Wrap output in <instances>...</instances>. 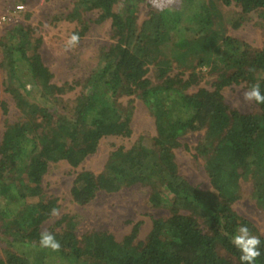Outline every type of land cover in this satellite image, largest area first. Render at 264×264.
I'll use <instances>...</instances> for the list:
<instances>
[{"label":"trees","instance_id":"trees-1","mask_svg":"<svg viewBox=\"0 0 264 264\" xmlns=\"http://www.w3.org/2000/svg\"><path fill=\"white\" fill-rule=\"evenodd\" d=\"M72 1L68 19L78 22L80 38L89 28L86 13L98 12L97 23L111 21L112 42L102 47L101 65L84 80L53 83L39 53L41 39L32 38L22 25L15 27L17 22L1 30L6 34L0 37L2 85L19 116L4 120L0 139V188L16 206L0 204V264L47 259L55 264H241V253L230 243L241 224L259 236L262 255L255 264H264V237L234 210L241 182L247 181L264 214V104L253 101L256 112L242 113L221 93L227 85L244 84L248 90L256 83L264 93V49L248 50L229 36L223 15V7L236 6L232 28L238 29L252 14L264 19V0H180L177 8L149 7L141 22L134 11L140 0ZM174 65L177 73L171 75ZM22 66L28 84L21 83ZM198 68L217 73L215 90L200 87L188 93L203 78ZM153 69L159 82L149 76ZM78 87L73 112H57L64 96ZM136 100L155 119L153 144L139 137L128 149L119 147L111 152L106 173L80 172L70 194L84 206L101 192L142 185L149 188L148 204L167 214L152 218L144 238L142 222L120 240L107 230L78 235V222L69 215L43 230L52 209H60L42 187L50 165L64 161L77 168L97 152L103 138L130 137ZM0 108L8 113L1 98ZM190 133H202L192 147L181 142ZM181 146L203 162L209 189L201 190L180 174L175 150ZM19 171L27 183L12 180ZM42 231L55 235L59 251L40 246ZM29 248L35 256L30 257Z\"/></svg>","mask_w":264,"mask_h":264},{"label":"rangeland","instance_id":"rangeland-1","mask_svg":"<svg viewBox=\"0 0 264 264\" xmlns=\"http://www.w3.org/2000/svg\"><path fill=\"white\" fill-rule=\"evenodd\" d=\"M158 3L161 5L158 9L181 6L180 0H158ZM17 5H23L25 9L14 26L22 25L23 30L28 32L32 38L41 39L39 53L44 64L53 74V83L61 85L65 82L71 83L76 80H84L101 65L98 58L101 49L112 42L110 20L97 23L98 12L86 13L84 19L89 24L86 34L80 38L75 46L66 47L70 36L76 30H79L78 22L68 19L74 9L72 0H0V12ZM149 7H155L153 0H140L137 3L134 11L138 22L146 17ZM117 8L118 5L115 9ZM223 8V15L226 17V22H228V35L243 41L248 50L262 51L264 49V19L255 13L249 16L250 18L238 29H234L232 24L237 18L239 9L234 5ZM2 31L0 37L3 33V37L6 35ZM0 60H2L1 53ZM197 70L203 73V78L199 84L190 88L188 93L194 94L200 87L215 90V83L218 79L217 73L210 68H198ZM186 72L188 73V71ZM20 73L21 83L28 84L30 79L23 66ZM176 73L177 69L174 65L171 75ZM149 76L153 80H159V73L156 69H153ZM2 80L3 74L0 69V98L6 101L8 106L7 114H4L0 108V139L4 129V120L7 118L14 121L19 116V109L16 107L10 93L3 87ZM79 89L78 87L73 93L64 96L57 112L59 111L60 114H71L73 112L76 94ZM246 90L244 84H232L225 86L221 93L231 107L242 113H254L256 112L254 103L246 102L243 99V92ZM31 93L36 100L39 98L36 90ZM127 99L122 97L120 101L126 102ZM134 106L131 122L132 135L130 137L109 136L103 138L97 152L87 157L77 168H72L64 161L50 165L42 180V187L48 197L58 200L60 214L59 217L52 216L47 220L43 224V230L53 225L63 215H69L78 222V235L90 230H107L120 240L131 231L135 223L142 222L140 238H144L151 229L152 218L167 214V210L155 209L148 204L149 188L142 185L125 188L113 194L101 192L92 202L84 206L75 203L70 194L73 182L80 172L87 170L95 174L106 173L110 154L119 147L128 149L139 137H143L146 143L153 144V138L156 136L155 119L141 100H136ZM201 137L202 133H190L183 137L181 142L192 147L197 144ZM175 160L180 174L192 185L198 186L201 190L210 188L209 178L204 171L203 162L194 155L193 151H188L184 146H181L175 150ZM12 180L16 181L17 184L27 183L26 176L21 171L13 175ZM241 186V195L234 204V210L254 223L264 237V214L256 206L252 197V184L242 181ZM6 198L0 188V204L15 209L16 206L12 204L15 200H10V202ZM27 253L30 257L35 256V252L31 248L27 250ZM3 255L4 245L0 241V257ZM36 264L55 263L54 260L49 262L47 259L44 263L38 261Z\"/></svg>","mask_w":264,"mask_h":264},{"label":"clouds","instance_id":"clouds-1","mask_svg":"<svg viewBox=\"0 0 264 264\" xmlns=\"http://www.w3.org/2000/svg\"><path fill=\"white\" fill-rule=\"evenodd\" d=\"M153 5L157 8L161 7L158 0H153ZM80 37L73 33L67 41L66 47H72L78 44ZM27 89L31 90V85H26ZM243 99L246 102H255L256 104H264V93L258 83L253 84L248 90L243 92ZM59 209L53 208L51 215L59 217ZM40 246L50 248L53 251H59L61 248L60 241L55 235L48 231H42L40 234ZM230 243L241 253V264H255L257 259L262 255L260 250L261 240L259 236L252 233L246 224L238 225L235 234L231 237Z\"/></svg>","mask_w":264,"mask_h":264},{"label":"built area","instance_id":"built-area-1","mask_svg":"<svg viewBox=\"0 0 264 264\" xmlns=\"http://www.w3.org/2000/svg\"><path fill=\"white\" fill-rule=\"evenodd\" d=\"M23 5L9 7L4 12H0V31L5 27L18 22L20 14L24 11Z\"/></svg>","mask_w":264,"mask_h":264}]
</instances>
